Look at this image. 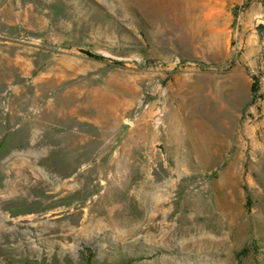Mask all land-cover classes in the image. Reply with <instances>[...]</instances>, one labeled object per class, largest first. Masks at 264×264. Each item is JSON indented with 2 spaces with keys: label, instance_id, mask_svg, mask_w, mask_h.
Listing matches in <instances>:
<instances>
[{
  "label": "rangeland",
  "instance_id": "1",
  "mask_svg": "<svg viewBox=\"0 0 264 264\" xmlns=\"http://www.w3.org/2000/svg\"><path fill=\"white\" fill-rule=\"evenodd\" d=\"M257 18L0 0V264H264Z\"/></svg>",
  "mask_w": 264,
  "mask_h": 264
},
{
  "label": "water",
  "instance_id": "2",
  "mask_svg": "<svg viewBox=\"0 0 264 264\" xmlns=\"http://www.w3.org/2000/svg\"><path fill=\"white\" fill-rule=\"evenodd\" d=\"M255 22L258 24V23H262V24H264V20L263 19H259V18H257L256 20H255Z\"/></svg>",
  "mask_w": 264,
  "mask_h": 264
},
{
  "label": "trees",
  "instance_id": "3",
  "mask_svg": "<svg viewBox=\"0 0 264 264\" xmlns=\"http://www.w3.org/2000/svg\"><path fill=\"white\" fill-rule=\"evenodd\" d=\"M252 90H255V87H253V89Z\"/></svg>",
  "mask_w": 264,
  "mask_h": 264
}]
</instances>
